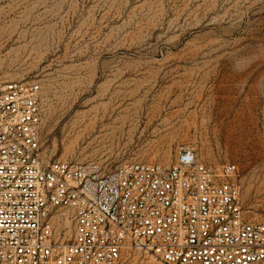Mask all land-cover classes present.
<instances>
[{
	"label": "rangeland",
	"instance_id": "1",
	"mask_svg": "<svg viewBox=\"0 0 264 264\" xmlns=\"http://www.w3.org/2000/svg\"><path fill=\"white\" fill-rule=\"evenodd\" d=\"M11 81L40 88L44 161L169 166L184 148L234 166L264 224V0H0Z\"/></svg>",
	"mask_w": 264,
	"mask_h": 264
},
{
	"label": "built area",
	"instance_id": "2",
	"mask_svg": "<svg viewBox=\"0 0 264 264\" xmlns=\"http://www.w3.org/2000/svg\"><path fill=\"white\" fill-rule=\"evenodd\" d=\"M35 83L0 88V264H264V224L246 221L232 165L180 149L169 166L44 161ZM68 236V238L65 237Z\"/></svg>",
	"mask_w": 264,
	"mask_h": 264
},
{
	"label": "bare ground",
	"instance_id": "3",
	"mask_svg": "<svg viewBox=\"0 0 264 264\" xmlns=\"http://www.w3.org/2000/svg\"><path fill=\"white\" fill-rule=\"evenodd\" d=\"M166 161H167V159H166Z\"/></svg>",
	"mask_w": 264,
	"mask_h": 264
}]
</instances>
